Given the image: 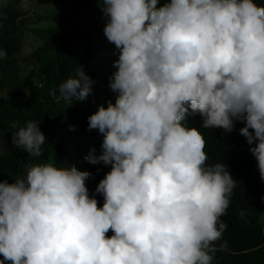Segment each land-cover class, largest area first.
Returning <instances> with one entry per match:
<instances>
[{
	"label": "clouds",
	"instance_id": "clouds-1",
	"mask_svg": "<svg viewBox=\"0 0 264 264\" xmlns=\"http://www.w3.org/2000/svg\"><path fill=\"white\" fill-rule=\"evenodd\" d=\"M158 2L97 0L104 35L119 50L115 103L88 117L103 142L85 160L111 165L95 189L103 206L89 195L91 173L75 166L33 164L14 183L0 180V264H212L236 180L224 163L206 164V141L189 116L225 132L242 121L264 180V6ZM93 83L79 67L59 92L85 101ZM39 124L13 123L12 145L41 156Z\"/></svg>",
	"mask_w": 264,
	"mask_h": 264
},
{
	"label": "trees",
	"instance_id": "trees-1",
	"mask_svg": "<svg viewBox=\"0 0 264 264\" xmlns=\"http://www.w3.org/2000/svg\"><path fill=\"white\" fill-rule=\"evenodd\" d=\"M27 0H0V49L6 55L0 59V137L9 144L0 152V180L14 183L24 177L33 164L54 162L57 167L75 166L88 171L86 180L89 195L104 203L95 189L111 165L91 164L85 160L90 150L100 155L103 134L89 130L88 117L99 105L115 103L118 93L110 87V78L116 71V49L112 60L103 65L92 64L97 56L98 32L106 19L97 0H55L69 7V11L46 26L30 28L39 39V46L23 59L24 4ZM167 0H159L158 7ZM264 6V0H255ZM82 67L91 78L93 91L85 101L65 100L59 86L68 78L76 77ZM29 72V73H28ZM35 79L32 82L30 79ZM37 122L46 137L42 155L33 157L15 148L11 142L13 123L17 128L28 122ZM188 127L200 130L205 141L209 166L224 163L236 180L230 205L220 220L227 225L215 244L212 264H264V180H261L256 158L251 154L246 138L239 129L242 121H235L231 132L220 128H202V118L189 116ZM74 129V130H73ZM113 235L111 230L106 234ZM3 257L0 255V260Z\"/></svg>",
	"mask_w": 264,
	"mask_h": 264
},
{
	"label": "rangeland",
	"instance_id": "rangeland-1",
	"mask_svg": "<svg viewBox=\"0 0 264 264\" xmlns=\"http://www.w3.org/2000/svg\"><path fill=\"white\" fill-rule=\"evenodd\" d=\"M24 11V20L26 22L24 24L23 48L19 55L20 59H23L27 56V54H30L40 44L39 39L34 35L30 28L36 26H46L54 23L57 18H60L61 15H64L69 11V7L57 3L55 0H27L24 4ZM97 45V56L91 63L95 64L101 60L100 63L103 65L108 64L115 55L116 48L114 44L108 42L103 30L98 32ZM30 80L32 82H36L34 78ZM37 86L39 85L37 84ZM3 94L4 92L0 89V96H3ZM8 147L9 144L6 140H4L3 151L8 149ZM4 264H11V262L4 261Z\"/></svg>",
	"mask_w": 264,
	"mask_h": 264
}]
</instances>
